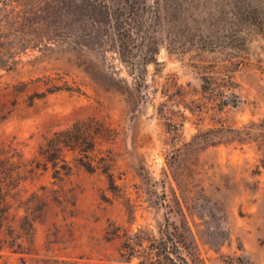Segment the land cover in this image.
<instances>
[{"label": "rangeland", "instance_id": "374dc122", "mask_svg": "<svg viewBox=\"0 0 264 264\" xmlns=\"http://www.w3.org/2000/svg\"><path fill=\"white\" fill-rule=\"evenodd\" d=\"M0 50V142L104 118L116 178L26 182L0 264H264V0H0Z\"/></svg>", "mask_w": 264, "mask_h": 264}, {"label": "trees", "instance_id": "16d2710c", "mask_svg": "<svg viewBox=\"0 0 264 264\" xmlns=\"http://www.w3.org/2000/svg\"><path fill=\"white\" fill-rule=\"evenodd\" d=\"M7 53L0 50V69L9 71L10 69L3 68ZM26 87L27 83L24 82L2 84L0 81V97L5 95L7 90H11L15 97L12 104L16 105ZM60 90L78 93L81 91L80 88L52 84L44 92L30 94L27 98L28 105H33L37 99L45 97L48 93ZM113 135L114 129L106 119L90 116L43 135L31 156L26 155L16 138L0 142V249L8 247L13 252L26 253L28 247L19 242V239L33 242L36 212L31 206L26 207V214L20 218L22 222L15 224L21 207L16 206V203L21 201L25 183L42 173L51 171L52 177L61 181L73 172L74 167H79L87 172L100 171L110 184L115 185L110 151L107 150L105 154L100 148V142L112 141ZM32 196L39 197L35 192ZM13 209L16 213H12ZM6 228L11 232L4 233Z\"/></svg>", "mask_w": 264, "mask_h": 264}]
</instances>
